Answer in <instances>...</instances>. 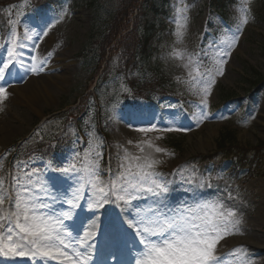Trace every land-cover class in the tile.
I'll use <instances>...</instances> for the list:
<instances>
[{"label": "rangeland", "instance_id": "1", "mask_svg": "<svg viewBox=\"0 0 264 264\" xmlns=\"http://www.w3.org/2000/svg\"><path fill=\"white\" fill-rule=\"evenodd\" d=\"M13 1L5 7L6 18L27 21L29 25L43 27L65 8L68 15L40 42L38 58L47 56L49 52L53 53L45 71L39 75H24L20 71L17 77L8 76L6 79L9 81L8 95L0 103V127L11 124L15 126L11 130L9 127L7 138L0 136V158H3V171H0V176L13 170L15 160H26L28 157H24L38 147L47 149L55 145L59 137L72 138V146L68 152L61 154L59 159L51 161L53 166L60 165L74 149L82 153L87 147L88 133L92 132L103 140L101 167L107 168L111 158L113 169L117 168V155L122 154L124 148L138 154L136 144L151 139L155 146L165 148L173 154H157L164 161L160 171L171 174L175 169L188 166L197 176L210 180L213 188L206 191L209 197L219 193L230 207L239 210L238 214L243 218V234L232 237H253V233H256L263 238L264 226L259 225V220L264 214V82L258 85L254 83L257 81L256 76L264 77V0H251L250 9L254 19L244 27L236 48L224 65V75L217 77L212 96L209 98L208 111L211 118L199 127L195 126L189 116L186 117L189 112L192 114L197 111L195 105L199 103V97L176 79L180 77L181 80H186L188 70L182 67V61L169 57L174 41V24L170 21L178 0H167L166 4L157 0L158 11L149 12L148 23H155L159 30L148 44L146 59L142 57L139 64L130 67L129 57L124 56V50L131 51V47L126 46H131L136 39L133 32L129 33L123 46L117 50H107L106 59L109 60V66L105 68L106 63L100 69H97L99 58L96 57L94 43L105 34L107 24L103 19L99 27H96V35L91 40L90 32L95 22V14L85 2L65 0L56 9L47 7L41 10L34 7L37 0ZM124 2L111 0L109 10L121 13L119 6ZM246 2L247 0L227 2L223 9L225 19L208 7V0H186V3L192 6L188 32L184 44L177 47L196 53L210 42L229 36L240 16L239 9ZM139 7L129 17V30L141 22ZM143 28L142 25L141 29ZM6 39L7 35L2 36L0 33V44H5ZM116 39L119 40L120 36ZM117 40H114L112 45ZM56 59L66 60L63 63L65 67L54 68L52 62H56ZM205 64L210 66L211 59L205 60ZM55 72L63 77L57 78V84L51 83L48 77ZM156 74L163 78L160 81L155 80ZM32 77L38 79L39 92L42 84L46 81L51 83L49 88L53 94L47 98H42L39 94L40 99L35 106L28 101L29 93L23 92L22 96L9 92L16 86L14 84L23 85ZM135 78H145L142 82L147 84V90H157L163 86L167 89L165 92H171L172 99L167 102L163 115L153 110L148 116L140 117L133 104H130L135 99L132 97L131 85ZM122 84L126 86L127 91L122 90ZM226 94H234L235 99L239 97L240 101L224 103L223 97ZM168 105L176 107L169 108ZM181 105L183 109L189 107L187 113L183 112ZM170 112H179L178 125L190 130L150 133L145 137L144 134L128 127L132 116L141 118L132 120L133 124H142L153 115L167 120ZM222 116L227 119H221ZM228 133L234 135V139H229L232 146H221L220 140ZM157 136L163 138L157 139ZM78 137L82 143H76ZM130 140L132 144L128 143ZM145 149L149 150L146 145ZM213 155L216 156L215 159L205 160V156ZM35 158L40 161L37 156ZM172 178L169 176V179ZM229 194L233 199H229ZM180 195L181 193L177 192L175 197ZM104 210H107V213H103L97 221L99 230L103 217L110 214V219L115 211L112 205H105ZM237 247H240V244L232 243L221 251L231 252ZM117 255L113 256V259ZM250 257L254 264L255 260L264 258V252L258 251Z\"/></svg>", "mask_w": 264, "mask_h": 264}, {"label": "snow or ice", "instance_id": "2", "mask_svg": "<svg viewBox=\"0 0 264 264\" xmlns=\"http://www.w3.org/2000/svg\"><path fill=\"white\" fill-rule=\"evenodd\" d=\"M250 3L247 0L239 9L240 16L229 36L210 42L196 53L177 47L185 42L192 6L186 0L174 5L170 21L174 41L169 57L182 61L188 70V78L177 77V82L199 97L197 111L189 116L196 127L211 118L209 98L217 77L224 75V65L244 27L254 19ZM67 15L65 8L43 27L7 20L6 43L0 44V103L7 98L6 76H13V69L24 75L45 71L53 53L38 58L40 42ZM209 58L210 66L205 64ZM121 87L128 90L123 84ZM181 109L187 113L182 105ZM179 115L170 112L167 120L153 115L142 124H133L132 120L141 118L132 116L128 127L145 137L190 130L178 125ZM88 136L84 151L74 149L60 165L29 157L15 160L13 170L0 176V258L13 262L26 258L27 264H107L97 258L99 226L94 217L95 210L112 205L115 211L107 229L120 241L116 264H252L243 246L231 252L220 250L221 241L243 234V218L219 193L211 197L206 194L213 188L210 180L197 176L188 166L171 174L160 171L164 161L157 154H173L155 146L151 139L136 144L138 154L127 148L118 153L116 169L111 167V158L109 166L102 168L103 140L92 132ZM76 143H82L81 138ZM41 163L43 166H38ZM177 192L181 193L178 198ZM229 199H233L230 194ZM20 264H24L23 259Z\"/></svg>", "mask_w": 264, "mask_h": 264}, {"label": "trees", "instance_id": "3", "mask_svg": "<svg viewBox=\"0 0 264 264\" xmlns=\"http://www.w3.org/2000/svg\"><path fill=\"white\" fill-rule=\"evenodd\" d=\"M13 0H2L0 2V27H4V8L11 3ZM17 1V0H15ZM62 0H37V4L41 6L49 5V4H59ZM76 1H82L85 2L84 4L91 7L92 11L95 14V22L93 24V28L90 32V39L93 40L94 36L96 35V27H99L100 23L105 19L106 31L105 34L102 36L101 39H97L95 44L96 48V57L99 58L98 60V66L97 69L102 67V65L105 63L107 68L109 66V63L106 59L107 50H117L118 47L123 46L125 44L126 38L128 37L129 33H135L134 42L131 46L127 45V47H131V51H125L124 50V56L129 57L130 63L129 66H135L137 63L139 64L140 59L143 57V59L147 58L148 52L147 47L148 44L152 38V36L158 31V28L155 23H148L147 17L150 12V10L155 9V0H124L125 2L123 4L120 3L119 11L117 13L110 11L111 6V0H76ZM226 0H210L211 4L216 7L222 8L224 6ZM14 2V1H13ZM141 11V22L138 26H135V28H132V30H129V23L130 18L135 9L138 7ZM143 25V29H141V26ZM127 31V32H126ZM125 33V34H124ZM120 36V39L117 40L116 38ZM117 40V42L113 44V41ZM129 40V39H128ZM125 48V49H126ZM129 68V67H127ZM260 78V79H259ZM260 80L259 82L263 80L262 77H258ZM258 82V83H259ZM132 88L137 93H144L147 91L145 89L146 83H141L137 78L133 79L131 81ZM234 94H226L224 99H231L233 98ZM234 135L232 133H228L226 137H223L220 141L221 146H226L228 144L229 138ZM55 148H60L63 145H69L70 139L65 137H59L55 141Z\"/></svg>", "mask_w": 264, "mask_h": 264}, {"label": "bare ground", "instance_id": "4", "mask_svg": "<svg viewBox=\"0 0 264 264\" xmlns=\"http://www.w3.org/2000/svg\"><path fill=\"white\" fill-rule=\"evenodd\" d=\"M67 58H69V57H67ZM65 61L66 60H63V59H61V60L56 59V62H54V61L52 62V66L54 68L62 69L63 67H65L63 64ZM51 74L54 75V76L48 75L49 79H51V80H49V81H51V83L53 82L54 84H57L56 83L58 81L57 78L58 77L63 78L62 76H59L58 72L57 73L56 72L51 73ZM43 78H45V77H43ZM40 79H42V78H40ZM51 83L46 81L44 84H42L41 91L39 92L38 91V86H39L38 79L35 77H32L27 82H25V84L16 85V86L12 87L9 90V92H10V94L16 92V94H20L22 96L24 95L23 92L29 93L30 97H27L29 99L28 101L30 102V104L35 106L39 102V99H40L38 97L39 94H40V97H42V98H44V97L47 98V96L53 95L51 93V90H50L51 88H49L51 86ZM21 98H23V97H21ZM14 126H15V124H11L10 126L8 125L6 127H0V136H2L3 138H7L9 136V127L11 130ZM245 134H247V132ZM99 211L100 212H106L104 209H101ZM112 214H114V212ZM96 217H99L98 213L96 214ZM260 221H262L263 223H260ZM259 225L264 226V214L261 217V219L259 220ZM232 243H238V244H240V246H243L247 250V253L249 252L248 255H250V256L257 254L258 251H261L262 253L264 252V234H263V238L256 233H253V237H248V236L245 237V235H243V236H241V238H232V239L230 238V240L227 242V244L225 243V246H228ZM115 245H116V240H114L110 244V247L112 248ZM255 248H259L260 250L255 249ZM222 249H224V248H222ZM22 259L24 260V264H27L26 258H17L15 262H13L11 260H6L5 258H0V264H20ZM109 259H110V257L107 254H104L102 256V262L107 261V264H108ZM254 264H264V258L255 260Z\"/></svg>", "mask_w": 264, "mask_h": 264}]
</instances>
